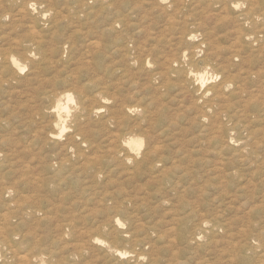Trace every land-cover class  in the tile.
Returning <instances> with one entry per match:
<instances>
[{"label":"rangeland","instance_id":"374dc122","mask_svg":"<svg viewBox=\"0 0 264 264\" xmlns=\"http://www.w3.org/2000/svg\"><path fill=\"white\" fill-rule=\"evenodd\" d=\"M263 3L0 0V53L22 67L10 83H0V264H230V252L236 264L241 257L253 262L264 245ZM3 63L0 56V69ZM202 71L203 86L193 76ZM239 73H248L245 87L260 101L256 110L230 119L228 112L236 111L226 108L234 100L232 86L217 98L204 90ZM67 92L73 99L67 128L51 139L49 106L65 102ZM161 121L170 123L165 135L159 134ZM128 136L142 139L144 153L155 144L166 163L150 172L134 162L141 163L140 155L124 160L120 143ZM186 152L198 163L187 162ZM156 157L149 153L152 163ZM17 205L40 211L20 218ZM42 214L48 219L41 221ZM116 249L128 253L121 257Z\"/></svg>","mask_w":264,"mask_h":264},{"label":"bare ground","instance_id":"6f19581e","mask_svg":"<svg viewBox=\"0 0 264 264\" xmlns=\"http://www.w3.org/2000/svg\"><path fill=\"white\" fill-rule=\"evenodd\" d=\"M136 1V0H135ZM163 1V0H162ZM183 1V0H182ZM253 1V0H252ZM261 1V0H260ZM36 2V1H35ZM131 2V1H130ZM249 2V1H248ZM31 3V2H30ZM33 3H34V1H33ZM133 3V2H132ZM222 3V2H221ZM29 4V3H28ZM160 4V3H159ZM196 4V3H195ZM198 4H199V2H198ZM201 4H206V2L205 3H201ZM200 4V5H201ZM223 4V3H222ZM226 4V3H225ZM257 4V3H256ZM264 4V3H263ZM33 5V4H32ZM144 5V4H143ZM188 5V4H187ZM200 5H196V6H200ZM224 5V4H223ZM228 5V4H227ZM248 5V4H247ZM129 6H130V4H129ZM164 6V5H163ZM171 6V5H170ZM205 6V5H204ZM207 6H208V4H207ZM206 6V7H207ZM222 6V5H221ZM133 7V6H132ZM139 7V6H138ZM141 7V6H140ZM145 7V6H144ZM156 7H158V5L156 6ZM162 7V6H161ZM201 7H202V5H201ZM223 7V6H222ZM222 7H220V8H222ZM225 7H227V6H225ZM224 7V8H225ZM141 8H143V7H141ZM141 8H139L140 10H142ZM146 8V7H145ZM144 8V9H145ZM174 8H176L177 9V7H175L174 6ZM185 8V7H184ZM137 10V11H140V10ZM160 9H164V7L163 8H160ZM190 9H192V7H190ZM189 9V10H190ZM210 9H212V8H210ZM128 10H130V9H128ZM159 11V10H158ZM162 11V10H161ZM161 11H159V12H161ZM165 11V10H164ZM192 11H193V9H192ZM191 11V12H192ZM197 11H199V10H197ZM202 11V10H201ZM210 11V10H209ZM213 11H216V13H218L217 11L218 10H213ZM220 11V10H219ZM224 11V10H223ZM28 12H30V11H27V13ZM141 13H142V11H140ZM190 12V13H191ZM203 12V11H202ZM245 12V11H244ZM258 12V11H257ZM262 12V11H261ZM182 13V12H181ZM187 13H189L188 11H187ZM211 13V12H210ZM214 13V12H213ZM212 13V14H213ZM30 14V13H29ZM42 14H43V12H42ZM140 14V13H139ZM143 14H144V12H143ZM142 14V15H143ZM170 14H171V12H170ZM184 14V13H183ZM200 14V13H199ZM204 14H206V13H204ZM203 14V15H204ZM219 14V13H218ZM134 15V14H133ZM177 15V14H176ZM224 15V14H223ZM222 15V16H223ZM234 15V14H233ZM232 15V16H233ZM167 16H169V15H167ZM175 16V15H174ZM185 16V15H184ZM187 16V15H186ZM186 16H185V18L182 16V19L184 18V19H186ZM188 16H190V15H188ZM212 16H214V15H212ZM212 16H210V17H212ZM218 16V15H217ZM217 16H215L216 18H217ZM221 16V15H220ZM226 16V15H225ZM172 17V16H171ZM177 17V16H176ZM192 17H193V15H192ZM195 17H196V15H195ZM262 17V16H261ZM164 18V17H163ZM166 18V17H165ZM164 18V19H165ZM168 18V17H167ZM174 18V17H173ZM198 18V17H197ZM129 19V18H128ZM163 19V20H164ZM193 19H195V18H193ZM203 19V18H202ZM180 20V19H179ZM178 20V21H179ZM198 20V19H197ZM196 20V21H197ZM132 21V20H131ZM130 21V22H131ZM166 21V20H165ZM181 21V20H180ZM186 21V20H185ZM203 21V20H202ZM214 21V20H213ZM218 21V20H217ZM230 21H232V20H230ZM147 22V21H146ZM159 22V21H158ZM167 23H168V20L166 21ZM187 22V21H186ZM185 22V23H186ZM201 22V21H200ZM206 21H204L203 23H205ZM207 22H211V21H207ZM225 23L227 22V20L226 21H224ZM237 22V21H236ZM240 22V21H239ZM157 23V22H156ZM164 23V22H163ZM189 23H192V22H189ZM197 23H199V22H197ZM214 23H217L216 21H214ZM213 23V24H214ZM230 23V22H229ZM241 23V22H240ZM162 24V23H161ZM176 24V23H175ZM199 24H202V23H199ZM198 24V25H199ZM235 24V23H234ZM128 25H129V23H128ZM160 25V24H159ZM165 25V24H164ZM167 25V24H166ZM180 25H182V24H180ZM227 25H229V26H231L230 24H227ZM158 26V25H157ZM176 26V25H175ZM194 26V25H193ZM197 26V25H196ZM208 27L210 26V25H207ZM213 26V25H212ZM221 26V25H220ZM233 26V25H232ZM163 27V26H162ZM198 27H201V26H198ZM228 27V26H227ZM259 27V26H258ZM262 27V26H261ZM140 28V27H139ZM138 28V29H139ZM147 28V27H146ZM161 28V27H160ZM159 28V29H160ZM202 28H203V26H202ZM225 28V27H224ZM257 28V27H256ZM255 28V29H256ZM133 29V28H132ZM142 29V28H141ZM145 31H146V29H145V27L143 28ZM142 29V31L144 32V30ZM149 28H147V30H148ZM150 29H151V27H150ZM163 29V28H162ZM216 29V28H215ZM259 29H260V27H259ZM134 30V29H133ZM161 30V29H160ZM200 30H201V28H200ZM209 30V29H208ZM227 30H228V28H227ZM230 30V29H229ZM257 30V29H256ZM138 31H140V30H138ZM149 31H151V30H149ZM169 31H171L170 29H169ZM178 32H179V30H177ZM191 31V30H190ZM202 31H203V29H202ZM201 31V32H202ZM205 31V30H204ZM210 31H212V30H210ZM226 31V30H225ZM224 31V32H225ZM147 32V31H146ZM146 32H145V34H146ZM216 32V31H215ZM163 33V32H162ZM196 33V32H195ZM223 33V32H222ZM254 33V32H253ZM260 33V32H259ZM262 34H263V32H261ZM145 34H143V35H145ZM153 34H156L155 32L154 33H152V35ZM157 34H160V33H157ZM171 34H172V31H171ZM176 34V33H175ZM192 34V33H191ZM204 34V33H203ZM224 34V33H223ZM249 34V33H248ZM139 35V34H138ZM151 35V34H150ZM174 35V34H173ZM207 35H208V33H207ZM209 35H210V33H209ZM214 35V34H213ZM219 35V34H218ZM221 35V34H220ZM240 35V34H239ZM261 35V34H260ZM142 36V35H141ZM140 35H139V37H141ZM155 36V35H154ZM157 36V35H156ZM161 36V35H160ZM164 36V35H163ZM176 36V35H175ZM188 36V35H187ZM217 36V35H216ZM238 36V35H237ZM251 36H253V35H251ZM145 37H147V34H146V36H144V38ZM149 37H151V36H149ZM167 37V36H166ZM228 37V36H227ZM230 37V36H229ZM233 36H231V38H232ZM248 37V36H247ZM137 38V37H136ZM135 38V39H136ZM143 38V37H142ZM155 38V37H154ZM181 38V37H180ZM207 38V37H206ZM216 38V37H215ZM259 38V37H258ZM138 39V38H137ZM159 39V38H158ZM168 39V38H167ZM175 39V38H174ZM214 39V38H213ZM213 39H212V41H213ZM157 40V39H156ZM176 40V39H175ZM185 40V39H184ZM208 40H211V39H208ZM208 40H207V42H208ZM227 40V39H226ZM235 40V39H234ZM233 40V41H234ZM237 40V39H236ZM141 41H142V39H141ZM166 41V40H165ZM177 41V40H176ZM211 41V42H212ZM241 41V40H240ZM254 41H255V39H254ZM144 42V41H143ZM201 42V41H200ZM205 42V41H204ZM231 42V41H230ZM246 42V41H245ZM253 42V41H252ZM128 43V42H127ZM139 43H142V42H139ZM151 43L152 42H150V46H151ZM156 43V42H155ZM172 43V42H171ZM186 43V42H185ZM232 43V42H231ZM197 44V43H196ZM202 44V43H201ZM204 44V43H203ZM211 44V43H210ZM214 44V43H213ZM212 44V45H213ZM216 44V43H215ZM224 44V43H223ZM230 44V43H229ZM248 44V43H247ZM154 45V44H153ZM174 45V44H173ZM173 45H170V47L171 46H173ZM189 45V44H188ZM217 45H218V42H217ZM226 45V44H225ZM262 45H263V43H262ZM140 46V45H139ZM144 46V45H143ZM186 45H184V47H185ZM215 46V45H214ZM228 46V45H227ZM248 46V45H247ZM250 46V45H249ZM141 47V46H140ZM151 47H153V46H151ZM169 47V46H168ZM190 47V46H189ZM212 47V46H211ZM215 47H217V46H215ZM221 47V46H220ZM230 47V46H229ZM234 47V46H233ZM243 48V46H240V47H238L239 49L240 48ZM260 47V46H259ZM262 47V46H261ZM149 48V47H148ZM155 48V47H154ZM161 48V47H160ZM172 48H174V47H172ZM187 48V47H186ZM186 48H184V49H186ZM213 48V47H212ZM237 47H236V49H238ZM248 48V47H247ZM257 48V47H256ZM145 48H143V50H142V52L143 51H145L144 50ZM167 49V48H166ZM168 49H170V48H168ZM230 49H231V47H230ZM229 49V50H230ZM253 49V48H252ZM150 50V49H149ZM154 50V49H153ZM163 50V49H162ZM183 50V49H182ZM187 50V49H186ZM198 50V49H197ZM201 50V49H200ZM233 50V49H232ZM250 50V49H249ZM249 50H248V52H249ZM147 51H148V49H147ZM146 51V52H147ZM167 51V50H166ZM190 51V50H189ZM207 51V50H206ZM220 51H221V49H220ZM25 52H26V49H25ZM137 52H138V50H137ZM139 52H140V50H139ZM150 52V51H149ZM153 52V51H152ZM173 52H175V50L173 51ZM247 52V51H246ZM29 53V52H28ZM27 53V54H28ZM143 53H145V52H143ZM148 53V52H147ZM159 53V52H158ZM172 53V52H171ZM197 53V52H196ZM211 53V52H210ZM13 54V53H12ZM15 55L17 54V52L16 53H14ZM18 54H20V53H18ZM17 54V55H18ZM22 55H23V53H21ZM154 54H155V52H154ZM209 54V53H208ZM230 54H233V53H230ZM234 54H235V52H234ZM236 54H238V53H236ZM264 54V53H263ZM157 55V54H156ZM216 55V54H215ZM223 55V54H222ZM221 55V56H222ZM261 55V54H260ZM0 56H2V58H3V61H4V65L2 64V66H1V69H0V83H2L3 81L4 82H6L7 84L8 83H10L9 81H11V80H13L14 79V77H15V74L19 71V69L21 70L22 69V67L18 64V62L16 61V59L14 58V57H12L10 54L9 55H5V54H2V53H0ZM14 56V55H13ZM23 56H25V55H23ZM22 56V57H23ZM183 56V55H182ZM203 56H204V54H203ZM227 56V55H226ZM235 56V55H234ZM238 56V55H237ZM245 56V55H244ZM187 57V56H186ZM223 57V56H222ZM225 57V56H224ZM229 57V56H228ZM25 58V57H24ZM143 58V57H142ZM166 58H169V57H167L166 56ZM188 58V57H187ZM203 58V57H202ZM221 58V57H220ZM237 58V57H236ZM239 58H240V54H239ZM247 58V57H246ZM251 58V57H250ZM31 59V58H30ZM222 59V58H221ZM229 59V58H228ZM241 59H243V58H241ZM134 60H135V58H134ZM164 59H162V61H163ZM187 60V59H186ZM247 60H249V59H247ZM260 60H261V58H260ZM131 61V60H130ZM175 61V60H174ZM24 62V61H23ZM142 62V61H141ZM169 62V61H168ZM188 62V61H187ZM221 62V61H220ZM241 62H244L243 60H241ZM240 62V63H241ZM248 62V61H247ZM264 62V61H263ZM263 62H261V63H263ZM162 63V62H161ZM163 63H165V62H163ZM170 63V62H169ZM217 63H219L218 61H217ZM239 63V64H240ZM147 64V63H146ZM221 64V63H220ZM224 64V63H223ZM227 64V63H226ZM226 64H224V65H226ZM167 65H169L168 63H167ZM260 65V64H259ZM258 65V66H259ZM262 65V64H261ZM37 66V65H36ZM35 66V67H36ZM234 66V65H233ZM242 66V65H241ZM38 67H39V65H38ZM219 67V66H218ZM28 68V67H27ZM215 68V67H214ZM224 68V67H223ZM246 68V67H245ZM33 69V68H32ZM31 69V70H32ZM243 69V68H242ZM253 69V68H252ZM257 69V68H256ZM258 69H260V68H258ZM263 69V67H261V69L260 70H262ZM165 70V69H164ZM164 70H163V72H164ZM238 70H239V68H238ZM250 70V69H249ZM254 70V69H253ZM252 70V71H253ZM264 70V69H263ZM262 70V71H263ZM37 71H38V69H37ZM41 71V70H40ZM158 71V70H157ZM166 71V70H165ZM225 71V70H224ZM228 71V70H227ZM231 71V70H230ZM237 71V70H236ZM246 71H248V70H246ZM241 72V71H240ZM254 72H255V70H254ZM161 73V72H160ZM194 73V72H193ZM234 73V72H233ZM261 72L259 71V72H257V73H255V75H258L257 77H258V79H259V76L261 75L260 74ZM263 73H264V71H263ZM162 74V73H161ZM160 74V75H161ZM174 74V73H173ZM184 74V73H183ZM191 74V73H190ZM230 74V73H229ZM236 74V73H235ZM247 74L248 73H246V74H243V73H239V74H237L236 76H230V75H227L226 77H224V78H222V80L218 83V84H216V85H214V86H208V87H206L205 88V90H204V92L205 93H208V92H210V91H212L213 93H214V95H215V98H217V96L218 95H220L219 93H221V91L225 88V89H229L231 86H232V89H231V91L229 92V96H231V97H233V99L234 100H232V102H226V103H228V105H226V108H227V110H229V109H231V108H234L235 106H236V111H235V109L233 110L232 109V111L229 113L228 112V117L231 119V118H233V117H235L236 116V113H238V115L240 114V112H242L243 114L244 113H246V111L247 110H249V109H247V108H249L250 107V110H256L257 109V107L259 106V99L257 98L258 97V92H255V93H257L258 95H255V94H253L252 95V93L250 92V91H247V88L245 87V84H247V79H248V76H247ZM163 75V74H162ZM165 75H167V74H165ZM209 75V74H208ZM226 75V74H225ZM253 75V74H252ZM38 76V75H37ZM39 76H40V73H39ZM169 76V75H168ZM193 76L195 77V79L197 80V82H199L202 86L206 83V72L205 71H202V72H199V73H195V74H193ZM218 76V75H217ZM166 77V76H165ZM164 77V78H165ZM29 78V77H28ZM40 78V77H39ZM35 79H37V78H35ZM169 79V78H168ZM181 79V78H180ZM260 79H261V77H260ZM20 80V79H19ZM24 81V78H21V81ZM163 80V79H162ZM177 80V79H176ZM35 80H33V82H34ZM41 81V80H40ZM256 81V80H255ZM19 82V81H18ZM25 83V85H26V82H24ZM23 82L22 83H20V84H24ZM28 83H29V80H28ZM28 83H27V85H28ZM31 83H32V81H31ZM36 83V82H35ZM162 83H164V82H162ZM252 83H254V82H252ZM260 83H262V82H260ZM7 84H6V86H7ZM33 84V83H32ZM32 84H30V85H32ZM160 84V83H159ZM166 84V83H165ZM257 84H258V81H257ZM16 86V85H15ZM18 86V85H17ZM198 86V85H197ZM256 86V85H255ZM261 86V85H260ZM9 87H10V85H9ZM22 87V86H21ZM23 87H25V86H23ZM259 87V86H258ZM257 87V89H259ZM4 88V87H3ZM15 88V87H14ZM13 88V89H14ZM29 88V87H28ZM27 88V89H28ZM40 88V87H39ZM251 88H253L252 86L250 87V90H251ZM261 88V87H260ZM263 88V87H262ZM8 89H10V88H8ZM12 89V88H11ZM38 89V88H37ZM255 89V88H254ZM5 90H6V88H5ZM16 90V89H15ZM31 90V89H30ZM29 90V91H30ZM40 90V89H39ZM184 90V89H183ZM214 90V91H213ZM10 91H12V90H10ZM189 91V90H188ZM227 91V90H226ZM7 92V91H6ZM199 92V91H198ZM204 92H202V93H204ZM223 92V91H222ZM7 93H10V92H7ZM31 93H32V91H31ZM38 94H37V96H39L40 95V92H37ZM185 93V92H184ZM183 93V94H184ZM190 93V92H189ZM189 93H186V94H189ZM249 93H251V94H249ZM254 93V92H253ZM260 93V92H259ZM262 93V92H261ZM15 94V93H14ZM217 94V95H216ZM224 94H225V92H224ZM30 95V94H29ZM33 95V94H32ZM35 95V94H34ZM46 95V97L48 96V94L46 93V92H44L43 93V95L42 96H45ZM192 95V94H191ZM246 95H247V97H246ZM263 95V94H262ZM222 96V95H221ZM221 96H219V97H221ZM63 97L65 98V102H61V99H57V101H56V103L53 105V106H49V108H50V113L52 114V116H53V120H52V122H53V124L51 125V127L52 128H54L55 130H50V132H49V134H48V137L49 138H51V139H59L62 135H63V133L65 132V130H66V128H67V119H66V117H68L69 116V113H70V107H69V105H68V103L69 102H73V99H72V96H71V94H70V92L68 93H65L64 95H63ZM208 97H210V96H208ZM196 99H198V97H195ZM200 99V98H199ZM222 99H223V97H222ZM263 99V98H262ZM98 100V99H97ZM221 100V99H220ZM227 101V100H226ZM194 102V101H193ZM198 102V101H197ZM195 103V102H194ZM212 103V102H211ZM215 103H219V102H215ZM99 104V103H98ZM211 105V104H210ZM75 106V105H74ZM156 106V105H155ZM195 107H196V105H194ZM218 106V105H217ZM208 107H210L211 108V106H208ZM222 107H224V105H222ZM97 108V107H96ZM100 108V107H99ZM99 108H97V109H95L94 111H92V113H97L98 112V110H99ZM193 108V107H192ZM219 108H221V107H219ZM94 109V108H93ZM92 109V110H93ZM128 109V108H127ZM133 108H129L128 109V111H131ZM196 109V108H195ZM203 109V108H202ZM199 110V109H198ZM216 110H219V109H216ZM226 110V109H225ZM195 111V110H194ZM215 111V110H214ZM220 112H225L223 109H220L219 110ZM126 112V111H125ZM135 112V111H134ZM199 112V111H198ZM200 112H201V110H200ZM199 112V113H200ZM217 112V111H216ZM73 114H74V112H72ZM218 114V113H217ZM216 113L214 114V116H216L217 115ZM251 114V113H250ZM254 114V113H253ZM201 116L203 115V114H200ZM213 115V114H212ZM206 116H208V115H206ZM85 117V116H84ZM204 117V116H203ZM241 117H242V115H241ZM241 117H239V118H241ZM77 118H78V116L77 115H75L74 116V118H73V120H72V122H76L77 121ZM205 118V117H204ZM243 118V117H242ZM79 119V118H78ZM251 119V118H250ZM106 121V120H105ZM159 121V120H158ZM167 121V120H166ZM210 121L211 120H209V123H210ZM236 121V120H235ZM212 122V121H211ZM80 123H83V122H78V124L80 125ZM161 125H163L161 128H160V130H159V134H162V135H165V134H167L168 132H169V130L171 129V128H169V126H170V123L167 125H164L165 123H164V121H161V122H159ZM219 123H221L222 124V122H220L219 121ZM219 123H217V125H219ZM234 123V122H233ZM156 124V123H155ZM155 124L153 123V125H152V127H154L155 126ZM199 124V123H198ZM216 125V126H217ZM207 126H209V125H207ZM214 126V125H213ZM215 126V127H216ZM78 127V126H77ZM211 127V126H210ZM210 127H208V128H210ZM219 127V126H218ZM203 128V127H202ZM207 128V127H206ZM219 129V128H218ZM175 130H176V128H175ZM214 130V129H213ZM217 130V129H216ZM208 131V130H207ZM200 133V132H199ZM202 133H204V132H202ZM217 134V133H216ZM213 135V134H212ZM215 135V134H214ZM74 137H75V134H72V135H70V137H69V139L70 140H72V139H74ZM151 137V136H150ZM154 138V137H153ZM152 138V139H153ZM207 138H208V136H207ZM217 137L216 136H214L213 138H212V136H211V138H210V140L211 139H213V140H217L216 139ZM209 140V141H210ZM255 140V139H254ZM154 141V140H153ZM253 141V140H252ZM256 141V140H255ZM190 142V141H189ZM111 144V143H110ZM226 144V143H225ZM195 145V144H194ZM224 145V144H223ZM264 145V144H263ZM110 146V145H109ZM253 146H255V144L253 145ZM141 147H142V139L140 138V137H135V136H128V137H125V138H123V140H122V142L120 143V149H121V151L123 152L122 153V155L124 156L125 154V158H123L124 160H132L133 159V161L135 160V157H136V155H140L141 157H142V160H141V163H138V162H136V161H134L135 163H136V165L137 164H139L140 166H143V165H145V167L148 169V170H150V172H153L154 171V169H155V167H157V166H163V161H164V163H166V160L163 158V156L162 155H159V153H158V147H156V145L154 144L153 146H151L145 153L144 152H141ZM252 149V148H251ZM258 148H253V150L255 151V150H257ZM259 150V149H258ZM109 158L108 159H110V160H114V157H115V150H113V149H110L109 151ZM153 153L155 156H157L156 158V162H154V163H152V161H151V159L149 158V153ZM116 153H118V152H116ZM133 154L135 155V156H133ZM239 154V153H238ZM117 155V154H116ZM183 155H184V157H185V159L187 160V162H190L191 164L192 163H198V160H196L195 158H193V156H191L190 155V153H188V152H186V153H183ZM111 156H112V159H111ZM251 157V156H250ZM249 158V157H248ZM120 159V158H119ZM253 160V159H252ZM117 161H119V160H117ZM63 160H61L60 161V163H58V164H56L55 166H57V169H61L62 168V166H63ZM125 162V161H124ZM65 163H67L66 161H65ZM120 163H122V162H120ZM117 164V163H116ZM174 164V163H173ZM259 165H261V164H259ZM113 166H115V164H113V165H111V168H113ZM115 168V167H114ZM139 169V168H138ZM186 170V169H185ZM256 201V200H255ZM243 202V201H242ZM251 204V203H250ZM256 205V204H255ZM18 206V205H17ZM253 206V205H252ZM16 210H19V215L21 216L20 218H23V215H25L27 212H28V214L30 213V212H32V211H34V210H39L40 211V209H38V208H34L33 210H30L31 209V207H29V206H24L23 208H22V206H18L17 208H15ZM30 210V211H29ZM17 213V212H16ZM33 213H35V212H33ZM42 217L40 218V220L41 221H45L46 219H48L47 218V216H46V214H42L41 215ZM38 219V218H37ZM36 219V220H37ZM115 222V221H114ZM117 223H119V221L117 222ZM207 222L204 220V221H202V223H200V225L202 226L203 224H206ZM198 225V224H197ZM216 230V229H215ZM204 231V230H203ZM201 232H202V228L201 227H199V229L197 230V231H195V233H194V235L195 236H198L197 237V239L198 238H200V237H202V235H201ZM227 234V233H226ZM193 235V234H192ZM224 235V234H223ZM227 235H229V234H227ZM195 236H194V238H195ZM226 236V235H225ZM224 236V237H225ZM218 237V236H217ZM217 237H215V238H217ZM212 238H214V237H212ZM220 238V237H219ZM235 239H236V237H234ZM234 238H233V240H231V241H234ZM256 238H257V240L258 241H262L261 239H262V233L260 232L259 234H256ZM227 239H229V238H227ZM227 239H225V240H227ZM96 240V242L99 240V239H95ZM174 240V239H173ZM202 240H203V238H202ZM210 240H211V238H210ZM190 241H191V239H190ZM205 241V240H204ZM240 241H241V239H240ZM239 241V242H240ZM248 241V240H247ZM246 241V242H247ZM98 242H101V241H98ZM194 242V241H193ZM245 242V241H244ZM244 242H242V243H244ZM249 242V241H248ZM251 242V241H250ZM102 243V242H101ZM175 243V242H174ZM200 242H198V243H196V244H199ZM221 243H223V242H221ZM220 242H219V244H221ZM241 243V244H242ZM263 243V242H262ZM172 244V243H171ZM218 244V245H219ZM225 244V243H224ZM233 243L231 242V245H232ZM240 244V243H239ZM247 244V243H246ZM167 245V244H166ZM180 245V244H179ZM217 245V244H216ZM226 245V244H225ZM224 245V246H225ZM234 245V244H233ZM252 245V244H251ZM257 245V244H256ZM261 245H263V244H261ZM261 245H258L257 247L258 248H260L258 251H254V253L256 252V254L255 255H253V256H251L252 257V259H253V262L251 261V258H245V257H241L240 259H239V261H240V263L242 264V263H247V264H264V248H262V246ZM170 246V245H169ZM224 246H220L219 247V249L221 248V247H224ZM242 246H244V245H242ZM250 246V245H249ZM254 246V245H253ZM264 246V245H263ZM196 247H197V245H196ZM229 247V246H228ZM171 248V247H170ZM213 248V247H212ZM232 248V247H231ZM190 249V248H189ZM195 249V248H194ZM218 249V248H217ZM225 249V248H224ZM239 249V248H238ZM243 249V248H242ZM250 249V248H249ZM255 249V248H254ZM198 250V249H197ZM222 250H223V248H222ZM226 250V249H225ZM231 250V249H230ZM229 250V251H230ZM173 251V250H172ZM174 251H176V250H174ZM173 251V252H174ZM213 251V250H212ZM227 251V250H226ZM116 252V254L118 255V256H125L128 252L127 251H124V250H118V249H116V250H114V253ZM215 252V251H214ZM223 252V251H222ZM176 253V252H175ZM206 253V252H205ZM216 253H217V251H216ZM220 253V252H219ZM229 253V252H228ZM231 254H230V256L228 257V258H230L229 260H232L231 262L229 261L228 263H230V264H234L235 262H236V258H237V255L235 254V256H234V254H232V252H230ZM169 254V253H168ZM210 254V253H209ZM201 255V254H200ZM229 255V254H228ZM168 256V255H167ZM171 256V255H170ZM173 256V255H172ZM203 256V255H202ZM219 256H220V254H219ZM209 257V256H208ZM211 257H212V255H211ZM220 257H222V256H220ZM23 258V257H22ZM169 258V257H168ZM205 258V257H204ZM203 258V259H204ZM227 258V257H226ZM226 258H223L224 260L226 259ZM235 258V259H234ZM222 259V258H221ZM220 259V260H221ZM45 260H44V258H39V263H42V262H44ZM226 261V260H225ZM228 261V260H227ZM22 262V261H21ZM19 263V264H22V263ZM221 262H223V261H221ZM209 263V262H208ZM220 263V262H219ZM195 264H203L200 260L198 261L197 260V263H195ZM227 264V263H226ZM236 264V263H235Z\"/></svg>","mask_w":264,"mask_h":264}]
</instances>
